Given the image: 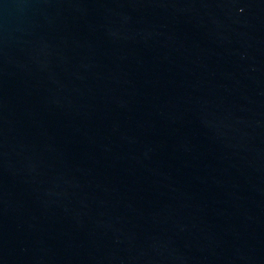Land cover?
<instances>
[{
    "label": "water",
    "instance_id": "obj_1",
    "mask_svg": "<svg viewBox=\"0 0 264 264\" xmlns=\"http://www.w3.org/2000/svg\"><path fill=\"white\" fill-rule=\"evenodd\" d=\"M0 264H264V0H0Z\"/></svg>",
    "mask_w": 264,
    "mask_h": 264
}]
</instances>
